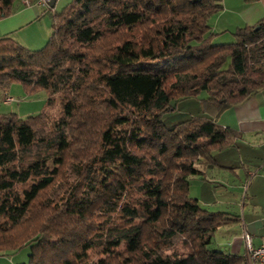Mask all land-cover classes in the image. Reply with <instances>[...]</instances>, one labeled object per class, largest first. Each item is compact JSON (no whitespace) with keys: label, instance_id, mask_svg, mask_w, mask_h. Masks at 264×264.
Instances as JSON below:
<instances>
[{"label":"trees","instance_id":"1","mask_svg":"<svg viewBox=\"0 0 264 264\" xmlns=\"http://www.w3.org/2000/svg\"><path fill=\"white\" fill-rule=\"evenodd\" d=\"M17 1L0 0V19ZM221 9L220 0H73L39 50L0 38V88L18 83L60 105L50 122L46 108L0 113V255L28 247L23 264L245 263L208 248L236 219L188 195L199 167L236 136L214 116L264 90V60L248 64L264 48V18L216 44L210 23ZM189 99L202 116L165 126L162 115Z\"/></svg>","mask_w":264,"mask_h":264},{"label":"crops","instance_id":"2","mask_svg":"<svg viewBox=\"0 0 264 264\" xmlns=\"http://www.w3.org/2000/svg\"><path fill=\"white\" fill-rule=\"evenodd\" d=\"M28 2L18 0L13 12L0 19V38L9 37L29 50H39L51 35L52 17L59 12L60 1L56 0L48 9L36 6L34 0ZM220 3L222 9L210 23L216 44L232 43L234 32L239 28L253 27L264 18V0H220ZM197 110L203 114L200 102ZM213 119L236 136L231 147L215 154L214 165L199 167V177L203 181L202 189L210 193L211 198L220 196L238 206V214L215 213L236 219L226 225H235L238 233L225 253L245 258L242 240L245 232L251 236L254 246L264 242V90Z\"/></svg>","mask_w":264,"mask_h":264},{"label":"rangeland","instance_id":"3","mask_svg":"<svg viewBox=\"0 0 264 264\" xmlns=\"http://www.w3.org/2000/svg\"><path fill=\"white\" fill-rule=\"evenodd\" d=\"M59 12L67 7L73 0H59ZM264 48L254 49L251 57L248 60L250 66L258 67L261 64V60H264ZM228 65V60L224 64V68ZM3 92L6 96L12 98L10 103L4 104ZM206 95L204 92L200 94V98H204ZM48 99V95L44 91H40L35 95H28L23 86L18 83L11 84L8 88H0V113L1 114H15L19 119H26L29 116L39 114L46 108L47 113L51 120H56L60 116V105L59 100L55 97L54 101L48 107L45 106V102ZM45 106V107H44ZM199 108L198 99H189L181 101L176 105L173 111L164 113L161 117L163 124L167 127L172 126L178 122L183 121L189 116H202L197 109ZM203 181L200 177H193L190 180L188 195L192 199H197L200 206L204 209L210 210L211 212L216 211H227L230 214H238L239 209L236 204H230L226 199L211 198L210 193L202 189ZM221 193V192H220ZM203 201V202H201ZM206 201V202H204ZM207 203V204H205ZM237 227L235 225L222 226L214 233L211 238V242L208 245L210 250H218L228 252L229 242L236 235ZM29 254V248L23 247L18 251L7 252L6 254L0 255V264H23L27 262ZM231 254V253H230ZM95 261L99 258H103L98 254L94 255Z\"/></svg>","mask_w":264,"mask_h":264},{"label":"built area","instance_id":"4","mask_svg":"<svg viewBox=\"0 0 264 264\" xmlns=\"http://www.w3.org/2000/svg\"><path fill=\"white\" fill-rule=\"evenodd\" d=\"M24 4H29L28 0H22ZM51 0H34L36 6L48 9ZM12 98L5 96L3 98L4 104L10 103ZM242 240L245 246V263L244 264H264V242L258 246L252 244V238L248 233L242 235Z\"/></svg>","mask_w":264,"mask_h":264},{"label":"water","instance_id":"5","mask_svg":"<svg viewBox=\"0 0 264 264\" xmlns=\"http://www.w3.org/2000/svg\"><path fill=\"white\" fill-rule=\"evenodd\" d=\"M55 1H56V0H51V2H50V7H53ZM256 29H257V28H256Z\"/></svg>","mask_w":264,"mask_h":264}]
</instances>
